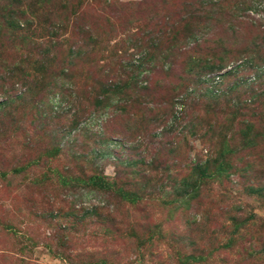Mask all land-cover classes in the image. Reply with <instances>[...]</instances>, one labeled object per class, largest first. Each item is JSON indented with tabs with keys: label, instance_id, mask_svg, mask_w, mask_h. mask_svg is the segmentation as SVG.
<instances>
[{
	"label": "rangeland",
	"instance_id": "obj_1",
	"mask_svg": "<svg viewBox=\"0 0 264 264\" xmlns=\"http://www.w3.org/2000/svg\"><path fill=\"white\" fill-rule=\"evenodd\" d=\"M0 264H264V0H0Z\"/></svg>",
	"mask_w": 264,
	"mask_h": 264
},
{
	"label": "trees",
	"instance_id": "obj_2",
	"mask_svg": "<svg viewBox=\"0 0 264 264\" xmlns=\"http://www.w3.org/2000/svg\"><path fill=\"white\" fill-rule=\"evenodd\" d=\"M113 88H114L113 90H110L109 91L110 93H121L122 92V86H117V84H116ZM103 93H105V92H103ZM211 94H213V92ZM210 96H212V95H210ZM4 101H6V99ZM1 104L3 106V104H6V102H3ZM214 160L215 159L213 157V158L205 159V161H203V162H196L195 165L191 169H193L194 171H196L197 174H198V177L201 178V179L202 178H210V177H213L214 176V173L213 174H208L206 172L208 170L207 165L209 166V164L212 161H214ZM225 166H226V164L224 163L223 159L220 157V159L217 160V165H216V169H215L216 172H218L220 174H221V172L223 173L225 171ZM132 173H135V171H132ZM93 183H94V181H93Z\"/></svg>",
	"mask_w": 264,
	"mask_h": 264
}]
</instances>
